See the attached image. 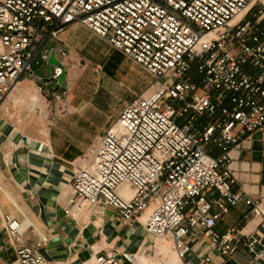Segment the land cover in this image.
Masks as SVG:
<instances>
[{"label": "built area", "instance_id": "built-area-1", "mask_svg": "<svg viewBox=\"0 0 264 264\" xmlns=\"http://www.w3.org/2000/svg\"><path fill=\"white\" fill-rule=\"evenodd\" d=\"M75 24L153 81L74 167L65 215H94L108 206L130 226L149 211L145 232L168 241L180 261L205 242L224 260L243 247L260 259L256 240L237 228L221 235L215 228L242 202L262 216L261 201L232 191L229 168L240 141L264 131L261 0H0V104L31 79L46 108L64 105L67 88L58 79L66 75L60 61L66 53L51 45ZM51 53L61 66L48 64ZM33 64L52 73L45 77ZM124 185L129 198L118 194ZM20 215H4L8 238L17 241L32 229L36 239L14 249L15 262L45 264L49 236ZM134 260L105 250L94 264ZM203 263L217 264L210 255Z\"/></svg>", "mask_w": 264, "mask_h": 264}, {"label": "crops", "instance_id": "crops-1", "mask_svg": "<svg viewBox=\"0 0 264 264\" xmlns=\"http://www.w3.org/2000/svg\"><path fill=\"white\" fill-rule=\"evenodd\" d=\"M261 4L264 8V0ZM82 34L109 47L94 34L74 25L67 28L60 35V41L51 47L63 49L67 55L70 50L86 43L81 38ZM66 55L60 57L64 66ZM21 83L25 87L34 85L31 79ZM65 84L68 89V76ZM29 100L31 107L40 104L38 95H30ZM62 106L59 132L72 135L79 127L88 124L90 118L86 117L83 108L77 110L76 105L66 107V103ZM15 112L10 98L0 104V244L3 246L0 264H17L14 249L36 239L32 229L17 241L12 242L8 238L3 217L11 214L21 219L20 213L36 230L49 236L48 245L42 251L45 264H94V259L105 250L135 255L132 263L125 264H204L203 259L208 255L217 264H264V131L242 139L229 155V168L235 179L232 191L241 194L244 199L261 201L262 216L254 217L242 202L231 208L215 228L220 235L231 228L241 230L257 241L256 248L262 252V257L254 260V256L243 247L230 259L224 260L210 253L205 242L194 246L191 253L180 261L169 250V243H160L145 232L144 224L149 211L130 226L119 221L114 210L108 206L94 215L84 211L74 217L66 216L64 208L73 194V170L89 147L83 150L73 143L59 145L58 133L53 128L46 135L38 136L30 132ZM118 194L129 198L130 188L124 185Z\"/></svg>", "mask_w": 264, "mask_h": 264}, {"label": "rangeland", "instance_id": "rangeland-1", "mask_svg": "<svg viewBox=\"0 0 264 264\" xmlns=\"http://www.w3.org/2000/svg\"><path fill=\"white\" fill-rule=\"evenodd\" d=\"M246 21H253L252 16L249 15ZM74 26L88 32L80 25ZM81 38L86 43L80 44L81 46L70 50L66 55L68 89L64 104L66 103V107L76 105L77 110L83 108L86 111V117L90 118L86 126L82 125L77 132L68 136L59 132L61 129L59 119L62 117L64 106L56 105L46 108L35 85L25 87L20 83L7 98H10L11 105L16 110L15 115L23 120V124L30 132L41 136L46 135L48 130L53 128L58 133L56 138L59 145L73 143L85 150L112 127L126 103L146 91L153 79L121 53L120 55L112 54L110 47L98 41L89 40L85 34H82ZM33 70L48 77L53 68L47 66L44 71L33 64ZM23 90L25 95L22 93ZM30 95H38L40 104L31 107ZM158 241L169 243L166 240ZM168 247L172 251L170 243Z\"/></svg>", "mask_w": 264, "mask_h": 264}, {"label": "water", "instance_id": "water-1", "mask_svg": "<svg viewBox=\"0 0 264 264\" xmlns=\"http://www.w3.org/2000/svg\"><path fill=\"white\" fill-rule=\"evenodd\" d=\"M48 64H49L50 66H58V67L61 66L60 62H58V61L55 59V56H54L53 53L50 54V57H49V59H48ZM65 77H66L65 73H63V74L61 75V77L58 79V83H59V85L61 86L62 89L65 88V84H64Z\"/></svg>", "mask_w": 264, "mask_h": 264}]
</instances>
